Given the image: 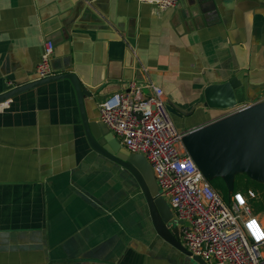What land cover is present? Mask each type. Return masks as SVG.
I'll list each match as a JSON object with an SVG mask.
<instances>
[{
    "label": "crops",
    "instance_id": "obj_1",
    "mask_svg": "<svg viewBox=\"0 0 264 264\" xmlns=\"http://www.w3.org/2000/svg\"><path fill=\"white\" fill-rule=\"evenodd\" d=\"M46 40L54 75L92 96L83 108L96 134H112L98 105L130 82L160 87L183 134L228 115L203 106L208 85L247 79L248 102L264 101V0H179L164 12L141 0H0V95L35 81ZM6 101L0 264H202L156 231L134 176L90 148L69 80Z\"/></svg>",
    "mask_w": 264,
    "mask_h": 264
},
{
    "label": "built area",
    "instance_id": "obj_2",
    "mask_svg": "<svg viewBox=\"0 0 264 264\" xmlns=\"http://www.w3.org/2000/svg\"><path fill=\"white\" fill-rule=\"evenodd\" d=\"M160 12L175 8L179 0H141ZM54 45L46 40L35 80L54 75L50 59ZM130 82L98 105L99 121L130 153L142 155L153 172L159 195L167 202L171 226L181 245L206 264H264V224L252 213V191L218 194L185 152L168 112L163 90L153 83ZM7 105L8 101L0 105ZM254 103L237 106L243 110Z\"/></svg>",
    "mask_w": 264,
    "mask_h": 264
},
{
    "label": "water",
    "instance_id": "obj_3",
    "mask_svg": "<svg viewBox=\"0 0 264 264\" xmlns=\"http://www.w3.org/2000/svg\"><path fill=\"white\" fill-rule=\"evenodd\" d=\"M63 79L69 80L74 88L90 148L134 176L148 204L156 231L177 250L204 264V261L192 256L181 245L176 227L166 231V226L172 220V213L167 202L159 195V187L145 158L122 148L112 134H101L97 125L98 136L94 126L86 121L83 99L85 96H92L85 93L74 75L64 73L26 83L0 95V103L22 92ZM202 97L205 108L220 111L235 109L249 101V84L247 79L240 81L233 77L223 83L206 86ZM181 143L206 180L210 181L215 177L222 179L227 195L233 192L234 177L237 174L244 173L251 180L264 185V101L185 133Z\"/></svg>",
    "mask_w": 264,
    "mask_h": 264
},
{
    "label": "trees",
    "instance_id": "obj_4",
    "mask_svg": "<svg viewBox=\"0 0 264 264\" xmlns=\"http://www.w3.org/2000/svg\"><path fill=\"white\" fill-rule=\"evenodd\" d=\"M210 186L221 196L227 198V189L221 178L215 177L209 181ZM240 191L246 194L247 191L254 193V198H249L252 213L259 215L264 212V185L251 180L246 174H237L234 177L233 192Z\"/></svg>",
    "mask_w": 264,
    "mask_h": 264
},
{
    "label": "rangeland",
    "instance_id": "obj_5",
    "mask_svg": "<svg viewBox=\"0 0 264 264\" xmlns=\"http://www.w3.org/2000/svg\"><path fill=\"white\" fill-rule=\"evenodd\" d=\"M228 114H231V113H234L236 111V109H231V110H228ZM259 218L261 219V221L263 222L264 224V212H262L261 214H259Z\"/></svg>",
    "mask_w": 264,
    "mask_h": 264
}]
</instances>
